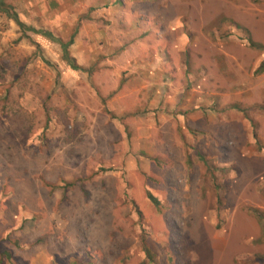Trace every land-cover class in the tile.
Listing matches in <instances>:
<instances>
[{"label": "rangeland", "instance_id": "1", "mask_svg": "<svg viewBox=\"0 0 264 264\" xmlns=\"http://www.w3.org/2000/svg\"><path fill=\"white\" fill-rule=\"evenodd\" d=\"M81 1L7 3L67 40ZM152 1L90 75L0 14V264H264V0Z\"/></svg>", "mask_w": 264, "mask_h": 264}, {"label": "crops", "instance_id": "2", "mask_svg": "<svg viewBox=\"0 0 264 264\" xmlns=\"http://www.w3.org/2000/svg\"><path fill=\"white\" fill-rule=\"evenodd\" d=\"M27 1L28 0H25V2ZM61 1L62 0L60 1L57 0V3L60 4ZM99 3L100 4L104 3L105 4V6L103 4L104 8L95 10V8H98V5L96 6L95 4H99ZM30 4L31 6H34L32 3ZM51 7H52V0H43V8L50 9ZM75 10H76L75 11L76 20L91 19V21H93L94 19H103V18L113 19V17L115 18L116 13H120L121 15L118 19H122V18L135 19L136 21H138V19H142V21H147V23H150L151 19H162V17L158 15V12L165 11V7H161V5L157 1H152V0H82L81 2L76 3ZM126 14H129L130 16ZM91 21L84 24L81 33L77 35L76 38L77 51L76 54L73 55L77 63L86 69H89L85 66L89 65L90 62L89 57L91 55L89 53L90 50L89 48H87V46H85V43L90 44L91 42L95 41L97 37V35L93 32L94 26H92V24L94 23H91ZM254 42L262 45L257 41ZM261 49H264V46ZM262 71H264V63L262 64ZM254 135L257 136L256 133ZM258 139L259 138L257 136V142H259Z\"/></svg>", "mask_w": 264, "mask_h": 264}, {"label": "trees", "instance_id": "3", "mask_svg": "<svg viewBox=\"0 0 264 264\" xmlns=\"http://www.w3.org/2000/svg\"><path fill=\"white\" fill-rule=\"evenodd\" d=\"M8 0H0V14L6 16V18L10 21H13L21 30L24 32H32L34 34L40 35L43 38L49 40L52 43H55L60 46L62 52V61L66 64V66L76 72L87 73L88 75L92 74L95 71V68L86 69L80 66L76 59L73 57L71 53V47L75 42L76 35L78 34V28L73 32V34L67 39H63L61 37L55 36L53 33L43 30H37L34 27L28 26L21 18L20 14L16 12L14 6L12 4L7 3ZM247 42L252 48H263L262 45L254 42L252 38L248 37ZM255 139L257 140V136ZM148 199L154 204L155 207H158V200L148 193ZM142 244L144 247L145 254L148 260L152 261V254L146 240H142Z\"/></svg>", "mask_w": 264, "mask_h": 264}]
</instances>
